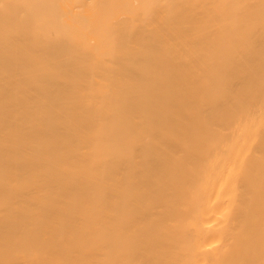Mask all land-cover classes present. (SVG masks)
<instances>
[{"label": "bare ground", "instance_id": "obj_1", "mask_svg": "<svg viewBox=\"0 0 264 264\" xmlns=\"http://www.w3.org/2000/svg\"><path fill=\"white\" fill-rule=\"evenodd\" d=\"M0 264H264V0H0Z\"/></svg>", "mask_w": 264, "mask_h": 264}]
</instances>
